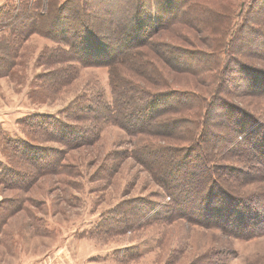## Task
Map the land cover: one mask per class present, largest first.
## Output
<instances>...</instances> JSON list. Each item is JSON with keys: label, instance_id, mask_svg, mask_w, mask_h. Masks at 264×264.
Wrapping results in <instances>:
<instances>
[{"label": "rangeland", "instance_id": "1", "mask_svg": "<svg viewBox=\"0 0 264 264\" xmlns=\"http://www.w3.org/2000/svg\"><path fill=\"white\" fill-rule=\"evenodd\" d=\"M32 1L28 0L29 3ZM24 2L25 0H0V166L11 169L10 162H15L21 155L15 153L11 146L22 140L51 149L49 154L46 155L45 152L41 155L45 161L36 162L38 167L41 164L49 166L54 164L52 158L58 153L53 152L54 148L60 150L63 156L59 171L51 169L40 174L30 184L26 183L28 180L26 173L33 165L29 162L20 163L19 165L25 169L23 170L25 173L22 174L23 187H5L0 183V215H6L8 211L6 209H10L6 222L2 224L3 228L0 227V264H191L200 255H205L208 261L213 259L211 263L216 264H264V232L241 239L234 235L235 226H231V230L228 226L223 229L211 228L202 225V221L191 220L185 216L173 217L175 210L173 208L168 210L172 200L156 179L158 175L156 172L159 169L171 171L175 176L169 177V174L164 176L166 173L162 176L172 183L178 182L180 187H185L182 192L186 193L187 200L184 201L182 210L187 213H192L190 209L193 206L202 208L200 201L194 196L201 197L209 186L208 179L206 181L205 179L211 175L208 172L204 174L198 169V166L203 164L196 157L188 161L190 163L188 165L186 163L184 168L179 162L187 155V151H191L190 147L188 149L190 145L188 142L177 140L171 137L172 135L160 136L142 132L132 134L115 123L104 121L100 123L98 137L94 141L70 147L62 141L42 140V137L35 136L36 131L32 132L31 124L34 119L65 120V110L73 101L87 103L84 100L94 97L92 100L94 103L99 96L110 103L112 93L107 68L104 66L72 64L76 74L70 81L47 80L52 71L60 70L59 67L63 69L67 63L47 64L40 54L43 50L46 53L50 48L63 46L55 40L59 35L64 34V37L71 40L77 39L79 36L75 29L76 23L80 22L82 17H78L70 8L65 9L63 12L66 18L58 22L54 20L55 26L65 23V29L56 26L52 39L35 32L18 42V11ZM203 2L218 8L227 4V8L224 9L231 12L227 37L229 34L232 35V32L237 36L238 32L242 31L236 46L241 49L234 55L240 57L243 62L250 63L252 66L249 67L253 69H264L263 55L259 58L244 57L249 51L264 52V0H203ZM122 5L131 7L130 0L106 2L107 10L118 9L117 13L108 14L111 17L110 21L103 13L97 12L98 1L92 5V10H95L93 12L100 14L99 19L91 20L92 29L111 40L110 49L116 52L125 49L127 43L124 42L131 38L127 29L129 13L127 8L119 9ZM40 12H44V9ZM46 26L40 23L38 27L42 32H49L50 25ZM221 26L212 22L210 28L206 30L201 28L198 31L180 26L184 28L181 32L185 38L177 37L163 27L155 39H166L187 49L206 48L211 41L218 42V34H222ZM131 36L136 37L132 34ZM236 39L235 37L233 41ZM149 54L152 62L159 58L151 50ZM158 63L162 64L160 60ZM146 65L148 67L143 68L147 72L157 71L158 67H152L150 62ZM124 71L126 76H122L120 82L125 86L121 89L119 100L123 107L130 111L131 121L142 126V123L149 120L152 111L145 114L146 110L136 111L141 95L140 89L131 84L133 83L131 80L136 81L138 76L126 68ZM168 72L172 84L202 87L191 75L171 70ZM238 78L239 75L236 73L225 78L230 81L227 89L231 92H237L235 83L240 82ZM143 81L152 90L160 88L158 85L147 83L145 79ZM57 84L59 86H56ZM204 89L208 94L209 88ZM227 97V102L242 107L255 118L254 122H247L246 130L237 131L236 134L232 132L230 145L248 149L250 151L248 156L251 158H254L255 153L264 156V140L255 139V135L251 138L249 134V130L255 131L256 134L264 131L260 125L264 123V97L247 94ZM82 98L86 99L81 100ZM214 111L217 116L222 117L219 106H216ZM236 117L240 116L230 115L235 126L239 119ZM157 121L152 120L155 124ZM79 123L84 121L82 119L69 121L70 125ZM167 128L173 130L171 126ZM161 144L168 147L164 151L152 147ZM210 147L208 146L206 150L207 157L214 152ZM134 151L137 157L133 154ZM199 151L201 150L194 149L192 152L197 155ZM151 155H154L155 161ZM246 155L240 152L236 156L230 155L231 159L224 160L223 163H232L248 170L260 166L257 160ZM138 157L142 160H138ZM218 159H222L221 155L216 154L212 158L215 161ZM178 166L184 170L181 168L182 170L178 171L176 168ZM12 168L16 170L15 167ZM214 170L221 171L219 168ZM232 174H227L225 178L221 177L219 183L241 193L243 197L246 195L244 193H254L264 188L263 173L258 177L260 178L258 181L246 184L238 180L242 178L240 174L234 172ZM159 175L161 178L160 172ZM199 175L203 176L205 182L197 180ZM2 209L5 213L1 212ZM194 215L197 214L193 212L192 216ZM34 216L42 220L40 229L37 221H34ZM125 217L130 223L122 228L123 224L125 225L123 223ZM233 219L235 217L228 220L232 222Z\"/></svg>", "mask_w": 264, "mask_h": 264}, {"label": "trees", "instance_id": "2", "mask_svg": "<svg viewBox=\"0 0 264 264\" xmlns=\"http://www.w3.org/2000/svg\"><path fill=\"white\" fill-rule=\"evenodd\" d=\"M97 1L99 2L97 12L103 13V16L110 21L111 17L108 14L117 13L118 9L116 11L107 10L105 4L109 0H33L31 3L25 0L18 11V42L20 39H27L30 34L35 32L51 38L56 32V30L53 32L56 26H59V29L63 27L65 29V23L61 25L55 23L56 26L54 25V20L58 22V20L61 21L66 18L63 12L65 9L70 8L78 17H82L80 22L76 23L75 29L77 30V36H79L76 37L77 39L71 40L67 39L66 36L64 37V34L59 35L55 40L62 43L63 46L50 48L46 50V53L43 50L42 54H40V56L45 58L44 61L47 64L67 63L63 69L59 67L61 71H52L47 80L49 82H56L61 79L70 81L76 74L72 64L104 66L107 68L108 81L112 93V102L110 103L99 96H97L98 100H94V103L92 101L94 97L93 99L84 100L87 103L77 102V100L73 101L65 110V120L43 119L39 121L34 119L31 121L32 132L36 131L35 136L42 137V140L54 139L67 143L70 147L79 143L94 141L98 137L100 123L104 121L106 123H115L132 134H141V132L155 133L160 136L172 135L171 137H175L177 140H184L190 144L188 149L190 147L191 151H187V155L179 161L183 168L186 163L187 165L190 163L188 161L196 157L203 164V166L200 165L197 168L204 174L210 173L209 175L211 176L205 179V181L208 179L207 183L209 186L202 193L204 198H201L202 196L199 197V195L194 196L200 201L202 206V208L193 206L190 209L192 213L197 214V218L195 215L192 216V213L182 210L184 207L182 205L187 200L186 193L182 192L185 187H180L178 182L172 183L164 178L167 174H169V177L175 175L166 169L164 171L159 169L156 172L158 174L156 179L160 181L172 200L169 203L168 210L171 208L175 210L176 213H174L173 217L185 216L191 220L202 221V225L211 228L220 227L219 229H223L228 226L230 227L229 230H231V226H235L236 229L233 228L235 229L233 230L234 235L241 239L251 238L264 232V188L254 193H244L246 195L243 197L241 193L232 191L225 184L223 186L222 183H219L221 177L225 178L227 174H232L233 172L240 174L242 178L238 180L245 184L258 181L260 174H264V156L255 153L254 158H251L248 156L250 155L248 149H240L230 145V141H232L230 137H233L232 132L236 134L237 131L246 130L247 122H254L255 118L249 111L245 112L242 107L233 105L230 101L227 102V96L235 97L247 94L264 97V69H253L249 67L252 66L250 63L243 62L240 57L234 55L238 52V49H241V47L236 46H238V38L242 36V31L241 33L238 32L237 36H235L236 33L232 32V35L229 34L227 37V26L231 22V12L224 9L227 8V4L218 8L204 3L203 0H130L131 7L127 8L122 5L119 9L127 8L130 18L127 29L131 38L124 42L127 43L125 49L116 52L110 49L111 40L92 29L91 20L99 19L100 15L93 12L94 9L92 10V5L97 3ZM43 9L44 12H40ZM230 9L229 7L228 10ZM143 12H145V15H143ZM143 18L145 21H143ZM212 22L222 25V34H218V42L213 41V43L211 41L206 45V48L193 47V49H187L177 46L166 39H155L163 27L170 30L173 35L185 38L183 36L184 33L181 32L184 28L188 27L195 31L201 28L206 30L212 26ZM40 23L44 24V26L49 24L48 30L50 31L42 32L38 27ZM161 24L164 25L162 26ZM234 31L238 30L234 29ZM141 32H143L142 35H140ZM131 34L136 35V37L131 36ZM235 37L237 41H233ZM104 45L110 47L107 48ZM147 48L149 49L147 50ZM149 50L159 56L154 62L150 60ZM262 55L264 56V52L254 50L252 52L249 51L246 55L244 54V57L256 56L259 58ZM158 60L162 62L161 65H159ZM148 62L151 63L152 67H158L156 72H147L143 68L145 66L148 67L146 65ZM125 68L138 76L136 81L129 79L133 82L131 84L136 85L140 89L138 90L141 97L136 111L146 110L144 114L152 111L149 120L142 123V126L131 121L130 111L125 106L123 107L119 100V96L122 93L121 89L125 86L120 82L121 77L126 76ZM168 68L175 73L179 72L183 75L193 76L202 87L195 88L193 86L172 84ZM234 73L239 75L238 79L240 80V82L235 83L238 89L236 93L227 89L230 81L225 79ZM143 79L149 84L160 86V88L152 90L148 87V84L143 83ZM56 86H59V84ZM204 87L209 88L208 94ZM83 99L86 98L81 100ZM216 106L220 107L222 117L217 116L218 114L214 111ZM134 108L136 107L134 106ZM237 114L240 117H236L239 119H237V125L235 126L230 119V115L235 117ZM241 114H243L242 117ZM81 119L84 123L69 124V121ZM154 119L158 120L156 124L152 122ZM260 125L264 129V123H260ZM168 126H171L173 130H168ZM231 127L236 129L231 130ZM249 134H251V138H253L252 135H255V139L264 140V131L256 134L255 131L249 130ZM246 142L249 143L247 139ZM208 146H211L210 148L214 152H211V155L207 157L208 152L206 150ZM11 147L15 153H21V155L17 157L15 162H10L12 170L0 166V183L5 187H23L22 174L25 173L23 171L25 169L19 165L20 163L29 162V164L33 165L31 170L26 173L28 174V180L26 181L28 184L36 180V177L40 174L47 173L51 169H55L57 172L62 166L63 155L56 148L52 149L53 152L58 151L54 155L55 157L52 158L54 164L50 166L41 164L38 167L36 162L45 161L44 157L41 158V155L45 152L46 155L49 154L51 149L24 140L13 143ZM152 147L158 151H164L168 146L161 144ZM183 147L185 148V145ZM194 149H200L201 151L194 155L192 152ZM239 152L245 153V155L247 153L246 156L257 160L260 166L248 170L237 167L232 163H223L224 160L231 159L230 155L236 156ZM133 154L136 157L138 156L135 151ZM216 154L221 155L223 161L222 159L212 160ZM151 156L152 160L155 161L154 155ZM138 160L141 161L142 158L138 157ZM12 167H15L16 170ZM176 168L178 171L183 169L180 166ZM214 168H219L221 171L218 172ZM159 172L161 176L166 174L160 178ZM197 180L205 182L201 175L198 176ZM28 184L25 185L28 186ZM6 210H8L6 215H0V227L6 222L10 214V209ZM3 211L2 209L1 212L5 213ZM232 217H235V219L230 222L231 220L229 221L228 219ZM34 221H37L40 229L42 225L41 218L34 216ZM123 221L125 225L123 224L122 228H125L130 222L126 217ZM206 258L205 255H200L191 264H216L211 263L213 259L208 261Z\"/></svg>", "mask_w": 264, "mask_h": 264}]
</instances>
